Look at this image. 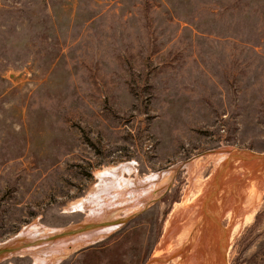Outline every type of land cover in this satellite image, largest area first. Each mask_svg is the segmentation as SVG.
Listing matches in <instances>:
<instances>
[{
    "label": "rangeland",
    "instance_id": "rangeland-1",
    "mask_svg": "<svg viewBox=\"0 0 264 264\" xmlns=\"http://www.w3.org/2000/svg\"><path fill=\"white\" fill-rule=\"evenodd\" d=\"M228 148L264 153V0H0V242L36 220L72 230L39 245L94 228L66 207L97 172L128 162L137 184L175 173L134 212L100 219L119 225L58 264H149L183 221L171 219L176 205L200 196L188 162L204 163L200 182L215 175V197L264 171L250 160L251 172L218 176L208 154ZM261 193L251 219L218 217L223 264H264ZM193 242L179 264L201 257ZM11 262L32 258L0 264Z\"/></svg>",
    "mask_w": 264,
    "mask_h": 264
},
{
    "label": "bare ground",
    "instance_id": "bare-ground-1",
    "mask_svg": "<svg viewBox=\"0 0 264 264\" xmlns=\"http://www.w3.org/2000/svg\"><path fill=\"white\" fill-rule=\"evenodd\" d=\"M208 158L213 159L215 165L214 170H217V175L221 172L222 176L223 170L225 171L229 167V172H232V169H235L234 171L237 170L230 175L229 172L226 173L228 174L227 177L232 176L234 180L239 177L237 174H242L243 172H246L247 169L249 172H251L252 167H249V165L251 166V163H254L251 162L249 158H239L238 155L236 158L232 159L231 154L224 149H219L218 152L209 153ZM203 165L204 163L199 162V158L192 159V161L190 163L188 162L186 165L188 171L190 172L189 179L191 186L199 188L200 196L197 199L198 201L193 205L186 207H183V204L180 203L176 205L171 219L178 215L179 219L183 218V221L178 225H169L167 227L165 236L163 237V240L159 244L158 248L155 250L152 256L153 259L149 264H163L165 262V258L168 256H172L173 261L179 264V255L187 250L189 244L195 240L196 244H192V247L195 252L197 251V254H201V257H197L198 260L196 259V261L194 260V262L192 261L188 264H223V256L221 255L222 252H224L223 250L225 248V240L223 239V236L220 237V234L222 233L219 231L220 229L218 220L221 218L218 217H220L222 214L224 215L225 213H228L229 215L231 213V216L233 217L245 216L246 219H251L255 209L253 206L255 203L258 204L256 201L257 199H260L258 197H260V194H262L261 192L264 190V171H261L258 174H255V171H253V175L250 176V179L246 182L244 181V183L239 187L237 186V180L236 182L234 181L233 187L230 189L231 191L225 193L224 190V193H220L219 195L217 194L218 196H216V200V197L213 195H215L217 191L211 190L212 187L219 186V184H217L218 179H215V175H211L206 181L202 182H200L198 179V175ZM133 170V164L128 162L105 167L103 170L96 173L99 181L90 190H88L85 195L71 201L66 207V210L70 211H87L88 218L85 220V222L99 223V225L96 226L98 227L97 229H94V227L92 228L93 230L89 229L92 231L87 230V232L85 231L76 236L73 235L75 237L70 236L55 242L51 241V243L46 245H39V242H37V240H41V238H37L39 235L53 236L62 229L51 228L42 225L36 220L30 225L25 226V228L19 232V234L23 236L26 243L22 245L19 250L10 252L8 259L14 256L24 257L28 255L32 258L31 264H58L65 255L72 251V248L75 249L88 243H92L117 228L118 219L104 223L101 222L100 219L104 220L105 218H113L120 213V211L118 213V210L121 209L124 211L126 216L134 212L136 209L140 208V206L145 205V203L154 196L155 192L153 190L156 187L167 184L170 177H172L173 173H175L174 171H171L172 169H169L165 172L162 171L163 173L159 172L156 174V172L149 174L142 180L140 178L141 182L137 184L136 179L125 177V172L130 173ZM214 174L216 173L214 172ZM219 206H221L220 209ZM236 207L238 210H236ZM211 210H213L215 213L211 212ZM112 212H114V214H112ZM228 214H226L227 217ZM234 219H237V217ZM203 220H205L204 224H202L201 228L199 226L200 229L198 228V230L195 231L199 225V222ZM215 220L216 227L214 225ZM240 220L242 219L240 218ZM110 222L112 223L109 225L101 226L102 224ZM206 226L208 230L206 229ZM211 232L215 233L213 237H211L212 239H210L212 247L209 248L207 246L203 248V240L207 239V237L211 235ZM196 233H198L197 236ZM194 251L193 255L196 254ZM219 252H221V255H219ZM156 257H160L158 259H162L155 261V259H157ZM10 264L13 263L11 262Z\"/></svg>",
    "mask_w": 264,
    "mask_h": 264
},
{
    "label": "water",
    "instance_id": "water-1",
    "mask_svg": "<svg viewBox=\"0 0 264 264\" xmlns=\"http://www.w3.org/2000/svg\"><path fill=\"white\" fill-rule=\"evenodd\" d=\"M224 150H227L231 154L232 159L236 158V156L238 155L239 157H247V158H249V160L259 161V164H264V153H257V152H253L250 150H240V149H236V148H228V149H224ZM180 166L181 165H179V167ZM82 225H83V228H86L88 226H90L92 228V227L98 226L99 223H97V222H84ZM70 229L71 228H63L61 231L57 232L54 235L61 236L63 234H70L72 232V230H70ZM73 231H75V230H73ZM25 243L26 242H25L23 236L19 233H17L13 237H11V238L3 241V242H0V262L8 259V255L10 252L19 250L22 247V245H24ZM171 257L172 256H168L167 258H171ZM157 260H161V259H155V261H157Z\"/></svg>",
    "mask_w": 264,
    "mask_h": 264
}]
</instances>
